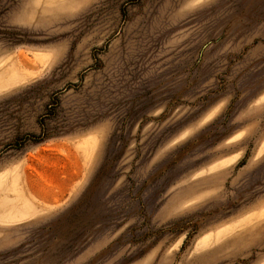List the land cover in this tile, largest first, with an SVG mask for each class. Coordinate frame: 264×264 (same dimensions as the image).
<instances>
[{
  "label": "rangeland",
  "instance_id": "rangeland-1",
  "mask_svg": "<svg viewBox=\"0 0 264 264\" xmlns=\"http://www.w3.org/2000/svg\"><path fill=\"white\" fill-rule=\"evenodd\" d=\"M1 70L0 264H264V0H0Z\"/></svg>",
  "mask_w": 264,
  "mask_h": 264
},
{
  "label": "bare ground",
  "instance_id": "bare-ground-1",
  "mask_svg": "<svg viewBox=\"0 0 264 264\" xmlns=\"http://www.w3.org/2000/svg\"><path fill=\"white\" fill-rule=\"evenodd\" d=\"M4 70L0 71V82L11 80L10 76H4ZM18 182V181H17ZM34 195L27 192L25 188H20L14 193L0 195V214L5 213L10 221L19 219L23 214H35L41 210V206L35 201Z\"/></svg>",
  "mask_w": 264,
  "mask_h": 264
}]
</instances>
